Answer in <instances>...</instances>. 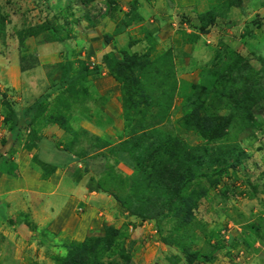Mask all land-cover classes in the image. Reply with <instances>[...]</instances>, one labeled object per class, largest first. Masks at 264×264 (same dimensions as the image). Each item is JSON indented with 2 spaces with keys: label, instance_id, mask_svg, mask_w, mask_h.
Returning a JSON list of instances; mask_svg holds the SVG:
<instances>
[{
  "label": "rangeland",
  "instance_id": "rangeland-1",
  "mask_svg": "<svg viewBox=\"0 0 264 264\" xmlns=\"http://www.w3.org/2000/svg\"><path fill=\"white\" fill-rule=\"evenodd\" d=\"M183 1L187 6L192 4V0ZM201 1L198 14L189 12L190 8L181 9L171 16L174 26L169 24L175 36L179 37L178 42L173 44L175 47L181 41L192 44L199 36L212 35L208 39L209 44L205 43L210 47V53L203 66L195 67L189 73L194 74L196 82L179 84L174 55L155 43L148 52L150 59L155 61L165 53L170 54L175 79L163 75L159 65L154 69L160 72L161 77L165 76L162 80L168 81L162 83L161 89H157L161 81L156 86V80L150 76L138 77L144 96L141 98L138 95L134 100L140 103L138 110L133 109L130 102L127 103L126 121L123 119L121 86L114 81L118 95L114 97L112 111L116 114L120 107L121 113L114 122L108 120L104 111L99 109L102 100L98 101L100 95L94 84L95 78H90L97 75V67H101V58H97L101 52L98 43L104 46V43L112 42V53L118 56L129 55L132 43L139 44L132 51L138 50L146 45L145 36L154 35L158 22L157 15L150 18L152 23L144 20L142 9L156 7L159 3V9L169 10L168 6L173 0H0V115L3 118L7 115L6 96L14 102L23 103V91L3 87L2 78L8 73H1L3 63L5 70H8L20 58L22 67H34L38 65L37 57L42 53L53 66H58L56 69L60 70V74L56 79L59 77L60 86L53 96L47 95L48 99L39 109L33 124L40 128L57 125L63 132L64 145L75 156L90 161L92 167L98 169L97 172H102L103 186L115 198H109V201L119 202L118 206L122 205L129 214L146 216L166 198L155 178L146 174L147 168L126 167L117 160L121 155L118 151H128L132 146V134L148 126L154 119L163 120L159 129L164 134L176 136L188 149L206 145L199 132L181 127L183 117L188 112L198 109L200 115L211 122L215 118L229 119L231 123L227 137L206 146L236 143L247 152L248 159L244 166L224 173L217 185L207 190L191 214L181 217L183 222L178 221L173 213L157 215L155 220L146 221L151 230L149 238L143 239L144 243L140 242L144 234L140 237L139 234L132 235L129 229L128 232L117 230L112 237L113 244L104 255L103 264L108 261L118 264H188L184 247L190 253L198 252L212 259L204 263L202 257H198L192 264H264V0ZM134 6L135 9H132ZM110 14L114 22L103 16ZM211 18L212 25L206 28V33H198V27ZM93 29L95 35L90 39L91 47L76 48L74 41L78 35ZM186 29L191 32L187 34ZM25 33L29 34L27 39L17 41ZM68 50L75 53L69 57L75 60L66 63L62 62V58L58 63L53 60V55L67 54ZM234 54L244 57L245 64L224 88L220 83ZM91 58L94 61H90ZM52 72L51 65L46 66L48 77L51 73L50 77L54 79L57 74ZM246 76L250 82L243 85ZM173 83L176 84L174 92ZM245 96L251 98L247 103H255L248 109L253 117V126L249 129L243 128L247 113L243 110ZM2 124L0 135L7 130V125ZM89 128L95 130L96 134ZM32 131L35 133L34 129ZM23 135L25 138H17V142L12 144L13 148L22 144L28 149L34 147L30 135ZM7 138L0 136V146H4ZM145 147L134 151L135 160L147 157ZM40 158L44 161L55 160L54 156L43 152ZM100 165L104 167L101 169ZM41 170L42 177L49 172L47 169ZM251 199L257 200L252 203ZM254 210L257 211L255 214ZM130 225L126 224V227ZM6 228L4 223L0 225V264H39L32 251L24 250L34 241L26 233L15 229L8 236L4 235L2 229ZM104 229L98 237H109ZM12 234L17 238H13ZM256 235L259 238L255 239ZM152 241L164 249L158 251L161 256L157 258L146 255V245ZM65 256H54L51 264H64Z\"/></svg>",
  "mask_w": 264,
  "mask_h": 264
},
{
  "label": "crops",
  "instance_id": "crops-1",
  "mask_svg": "<svg viewBox=\"0 0 264 264\" xmlns=\"http://www.w3.org/2000/svg\"><path fill=\"white\" fill-rule=\"evenodd\" d=\"M201 5V0H192V4H188V6L183 0H173L168 6L169 10L159 9L161 7L159 3L156 7L149 6L142 9L144 20L158 16V22L155 24L157 28L155 27L153 37L160 48H165L166 51L170 50L174 55V66L179 84L184 82L194 84L196 82L194 74L189 73L195 67L203 66L204 60L210 53V47L206 44H209L208 39L212 35L199 36L192 44L181 41L175 47L173 44L178 42L177 38L179 37L175 36V32L169 26L173 22L171 16H174V12L184 8H190L188 9L189 12L193 11L198 14ZM105 15H103L105 19L109 18L111 22H114L112 14L108 15L109 17ZM150 22L153 21L150 20ZM185 32L189 34L191 30L186 29ZM194 34L198 36L197 33ZM94 35V29L78 35L74 41L76 48L81 50L90 45V39H93ZM16 37L18 38L19 35ZM23 37L17 41L22 42L27 39ZM98 45L101 52L98 53L97 58H101V67H97L99 69L98 74L90 78H95L94 84L100 95L98 101L102 100V103H99V109L104 111L108 120L115 122L121 114L120 107H118L116 114L112 111L114 97L118 95L117 86L102 64V57L111 53L114 46L112 42L104 43V46L99 42ZM66 53L53 55L52 58L57 63L61 61V58L63 63L75 60L69 58L70 56L73 57L75 53L70 50ZM37 58L38 65L24 67L23 71L20 58L17 63L8 67L9 71L5 70V63L1 69L2 74L8 72L2 78L3 87L8 86L11 90L23 91L21 93L23 103L14 102L7 96L5 98L15 115L11 120L12 124L9 121L7 130L0 135L9 137L4 146H0V225L4 223L7 227L5 230L2 229L5 231L3 234L8 236L9 232L11 233L14 229L26 233L34 242L30 246L26 245L27 248L24 250L32 251L39 264H51L54 256H65L67 246L72 243H82L89 237H98L103 233L105 227L127 232L129 229L132 235L137 236L139 234L140 237L144 234V237L140 239V242L144 243L143 239L146 237L147 240L150 236L151 226L134 217H129L119 207L120 205L109 201L111 196L99 192L98 185L102 180V172H97L98 169L95 170L90 161L75 156L64 145L63 132L58 126L53 124L40 128L35 124L28 125L34 116V104L42 97L50 94L53 96L60 86L59 77L56 79L60 74V70H57L58 66H53L52 62L43 57L42 53ZM90 61H94V59L91 58ZM48 64L57 74L54 79L50 77L51 73L49 77L46 73V66H50ZM197 75L198 73H196ZM9 93L11 94V92ZM4 119L0 115V124L2 122L5 124ZM10 125L12 128L9 130ZM33 129L36 138V141H33L34 147L28 149L24 144L12 147V144L17 142V138H25L23 133L30 135L32 139ZM89 130L92 129L89 128ZM92 131L95 135L96 131ZM41 152L54 156L55 160H42L40 158ZM244 152L246 159L244 157L242 166L248 159L247 152L245 150ZM100 167L102 169L104 166L100 165ZM41 168L49 170L45 177H42ZM251 200L252 203H255L257 199ZM256 212V210L253 211L254 214ZM126 224L131 225L126 227ZM12 235L13 238H17V235ZM150 239L153 240L154 238L150 237ZM146 250V255L157 258L161 256L158 251L164 249L160 244L152 241L146 245Z\"/></svg>",
  "mask_w": 264,
  "mask_h": 264
},
{
  "label": "trees",
  "instance_id": "trees-1",
  "mask_svg": "<svg viewBox=\"0 0 264 264\" xmlns=\"http://www.w3.org/2000/svg\"><path fill=\"white\" fill-rule=\"evenodd\" d=\"M133 8L135 9V6ZM211 25L212 18L210 20L208 19L204 25L198 27V33L205 34L206 28ZM28 35V33H25L23 38L28 37ZM145 38L146 45L140 46L138 50L134 49L132 51L139 44L132 43L130 45L131 53L129 55L121 54L118 56L111 52L102 58V64L108 74L121 86L123 119L125 121L127 103L130 102L133 109L137 108L138 110L140 103L134 100L138 95L141 98L144 96L143 85L138 80V77L150 76L156 80V86L157 82L161 81V86H157V89L162 88V83L166 84L168 82L162 80L165 76L169 79H175L171 55L165 53L159 59L152 61L148 52L154 48L156 41L153 35H147ZM231 58V62L225 68L226 75H224L222 78L223 81L220 83L223 87L228 84L227 81L230 82L234 75L241 71L243 64H245V59L241 55L234 54ZM157 65L163 69L162 74L165 76L161 77L160 72L154 69ZM21 69L23 71L24 67H21ZM249 82L250 78L246 76L243 78L242 84L246 85ZM175 85V83L172 84V92L175 90ZM214 90L216 91V87ZM223 90L225 91V89ZM47 99V96L42 97L34 104V116L28 125L34 123L39 109ZM247 101L250 102L251 98L245 96L243 110L247 113L245 115V124L243 125L244 129H249L253 126V117L248 109L255 103L249 104ZM6 109L7 115L4 123L7 125L10 121L12 124L11 120L15 113L8 104H6ZM199 112L200 110L198 109L188 112L183 117L181 127L185 130L193 129V131L199 132L205 140L206 145H210V143L215 144L222 138L227 137V130L231 123L229 119L215 118L211 122L206 116H201ZM157 119H154L148 126L139 128L132 134V146L128 151H118L121 155L117 157V160L122 162L126 167H130L131 165L134 169L147 168L146 174L151 178H155L159 189L162 190V194L166 198L161 201L159 206L154 207L151 212L147 213L146 216L141 217L129 214L122 205L120 207L129 216L139 219L142 223L155 220L157 215L163 216L164 214L170 213H173V216L178 221L183 222L181 217L191 214L196 208L197 203L205 196L207 190L215 187L219 178L224 173L230 170L234 171L242 166L245 152L236 143L232 144L229 142L211 147L204 145L202 147L188 149L185 143L176 136L164 134L159 129L163 124V120L160 119V122ZM11 126L8 127L9 130L12 128ZM152 133L154 135H151ZM31 136L32 140L36 141L35 133H32ZM223 146L228 147L223 148ZM142 147H145V155L147 157L143 156L145 157L144 159L135 160L134 151ZM152 159H155V161H152ZM103 182L101 180L98 185L99 192L111 196L110 192L103 186ZM113 199L115 200V198ZM256 230L258 231V228ZM104 233L109 234V237H89L82 243H72L67 246V255L65 256L66 260L64 264H103L104 255L113 244L112 237L117 234V230L105 227ZM256 238H259L258 235L255 236ZM166 245L169 244L166 243ZM183 253L188 264H192L195 258L197 259L198 257H202L201 261L204 263L212 261L210 257L202 256L198 252L190 253L187 247H184ZM105 264L118 263L108 261Z\"/></svg>",
  "mask_w": 264,
  "mask_h": 264
}]
</instances>
